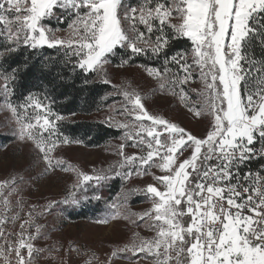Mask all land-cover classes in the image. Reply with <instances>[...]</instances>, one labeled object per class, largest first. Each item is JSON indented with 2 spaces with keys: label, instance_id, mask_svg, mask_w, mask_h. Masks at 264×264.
Instances as JSON below:
<instances>
[{
  "label": "snow or ice",
  "instance_id": "snow-or-ice-1",
  "mask_svg": "<svg viewBox=\"0 0 264 264\" xmlns=\"http://www.w3.org/2000/svg\"><path fill=\"white\" fill-rule=\"evenodd\" d=\"M53 19L57 27L49 23ZM45 48L58 54L44 55ZM117 56L118 67L135 57L154 62L139 67L195 117H206V134L198 137L149 112L130 85L114 86L123 102L113 112L125 119L109 116L107 122L124 130L115 153L119 159L87 173L53 155L61 144L83 141L60 138L59 122L65 117L54 108L52 93L73 86L72 77L80 73L84 85L93 72L102 83H111L104 66ZM29 77L51 87L42 98L30 92L13 104V85ZM197 80L200 87L191 89L197 100L189 105L186 86ZM0 95L14 118L17 139L32 145L44 171L74 173L60 203L99 202L105 199L102 189L115 179L152 175L155 183L122 187L113 202L106 201L115 209L112 219L135 217L133 223L142 222L153 233H134L113 257L131 253L136 264H264V0H0ZM126 147L137 151L126 154ZM24 181V176L0 181L3 264H34L44 251L33 243L42 226L28 231L32 211L23 220L19 213L8 215L10 198ZM141 194L151 207L131 212L129 198ZM9 220L21 221L18 232L5 233ZM95 222L107 224L108 219Z\"/></svg>",
  "mask_w": 264,
  "mask_h": 264
},
{
  "label": "rangeland",
  "instance_id": "rangeland-1",
  "mask_svg": "<svg viewBox=\"0 0 264 264\" xmlns=\"http://www.w3.org/2000/svg\"><path fill=\"white\" fill-rule=\"evenodd\" d=\"M49 23L53 27L58 26L55 19ZM60 27L66 29L67 25ZM58 35L64 36L66 32H60ZM119 64L120 57L117 56L104 66L107 78L111 81L109 84L114 89V92H112L114 100L90 116H75V119L87 118L108 125L107 118L109 116H113L116 120H124L125 117L113 112V107L123 102V97L115 94L117 88L114 86L130 85L131 88H135L140 93L149 112L164 116L198 137L206 134L208 126L206 117H195L192 112L188 111V108L185 107L178 96L162 92L157 86V81L149 77L138 64L130 62L123 67H118ZM93 73L101 79L95 72ZM199 87L198 80L186 86V90L190 95V100L187 101L189 105L197 100L196 93L192 92L191 89ZM24 99L25 97L18 100V103H22ZM11 101L13 104H18L12 99ZM3 104L4 97L0 95V181L12 179L14 176L25 177V181L19 184V192L10 198L12 211L8 215L19 213L23 220L28 219L27 214L32 211L33 226L28 229L31 233H35L36 225L43 227L49 223L50 229L56 228L54 231L51 229V232L55 236V246L59 245V248H56L59 252L45 251L44 253L43 251L36 255L34 264H136V258L131 253L122 255L119 253L114 257L112 253L129 243L134 233H139L142 237H150L153 233L147 231L142 222L133 223V220H136L135 217L126 219L121 215L116 219H112L111 215L115 212V209L112 208H110L111 212L107 224L95 222L100 218L77 222L69 221L62 210L70 204L60 203V201L66 195L68 186L74 183L76 179L74 173L60 171L59 169L54 173L51 171L45 172V165L32 145L29 142L17 139L14 118L10 111L3 107ZM121 130L123 135L124 130ZM63 135L60 137L61 139ZM121 137L95 148L86 147L82 143L61 144L53 155L62 157L68 164L84 172L91 173L93 168H107L119 159L115 153L117 146L122 142ZM135 151L137 149L131 147L125 149L126 154ZM184 155L187 156L189 153L185 152ZM150 171L156 175L161 174L156 168H152ZM122 183L123 188L131 189L143 188L149 183H155V181L152 175H133L128 181H122ZM4 195H7V190H5ZM135 198H137V202L133 201ZM17 199L22 201V206L16 205ZM53 201L57 203L51 204V207L45 211L43 206L49 205ZM30 206H35V208L33 209ZM150 207L151 201L142 194L131 196L127 205V208L135 213H141ZM44 211L47 215L41 219L40 215ZM2 213L3 205L0 202V214ZM20 222V220H17L13 223L9 220L3 226L5 233L18 232ZM0 243H3V241L0 240ZM33 243L36 248L45 250L49 247L46 242L39 238ZM69 249L72 250L69 251ZM0 264H3L2 260H0ZM145 264H149V262L146 261Z\"/></svg>",
  "mask_w": 264,
  "mask_h": 264
},
{
  "label": "trees",
  "instance_id": "trees-1",
  "mask_svg": "<svg viewBox=\"0 0 264 264\" xmlns=\"http://www.w3.org/2000/svg\"><path fill=\"white\" fill-rule=\"evenodd\" d=\"M132 3H136V0H131ZM188 42L184 41L181 43L180 47L185 46ZM44 55L56 56L57 50L47 49L44 50ZM257 54L259 50L257 49ZM63 56V53H60ZM24 58L23 52L16 57L18 61H22ZM115 57L111 58L114 59ZM133 64H149L151 66H156L154 62L148 61L145 57H135L132 61ZM83 73L79 74V77L73 76L75 79V84L71 87L60 86L57 88L52 95L56 99L54 108L65 117L64 120L59 122L60 132L67 135L72 140H81L83 145L90 148H95L104 144L109 143L115 139H119L122 135V130L112 127L103 122L82 118L75 119V116H90L100 109L109 105L114 98L110 93L114 92L113 87L110 84H104L101 79L97 78L94 73L88 75V79L91 81L90 84L84 85L82 81ZM15 88L14 95L11 99L18 103V100L26 97L30 92L37 93L43 97V92L46 88H50L45 81L35 80L31 77L17 82L13 85ZM63 92L64 95H60ZM75 113V115H73ZM123 183L120 179H115L110 182V184L103 188L102 194L104 200L97 201H81L77 205H67L62 210L65 217L71 222L84 221L88 219H98V218H109L111 209L107 206V202H112L113 198L116 197L117 193L120 192ZM135 198L133 201H136ZM47 213L42 212L40 218L43 219ZM45 225V224H44ZM52 231L56 230L51 228ZM49 223L41 228V234L38 237L43 242L49 246L44 250L46 252L58 253L55 246L54 235L51 232ZM52 246V247H50ZM119 254V253H118ZM125 254V253H120Z\"/></svg>",
  "mask_w": 264,
  "mask_h": 264
},
{
  "label": "built area",
  "instance_id": "built-area-1",
  "mask_svg": "<svg viewBox=\"0 0 264 264\" xmlns=\"http://www.w3.org/2000/svg\"><path fill=\"white\" fill-rule=\"evenodd\" d=\"M261 163H264V161H261ZM259 166H260L259 164H255V163H254V164L252 165V168L255 170V169H258Z\"/></svg>",
  "mask_w": 264,
  "mask_h": 264
}]
</instances>
